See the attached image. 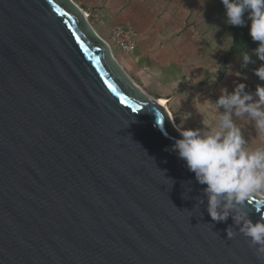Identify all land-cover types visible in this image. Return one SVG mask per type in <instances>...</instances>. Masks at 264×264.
<instances>
[{
	"label": "water",
	"instance_id": "obj_1",
	"mask_svg": "<svg viewBox=\"0 0 264 264\" xmlns=\"http://www.w3.org/2000/svg\"><path fill=\"white\" fill-rule=\"evenodd\" d=\"M172 121L73 0H0V264H264Z\"/></svg>",
	"mask_w": 264,
	"mask_h": 264
},
{
	"label": "clouds",
	"instance_id": "obj_2",
	"mask_svg": "<svg viewBox=\"0 0 264 264\" xmlns=\"http://www.w3.org/2000/svg\"><path fill=\"white\" fill-rule=\"evenodd\" d=\"M204 3L202 0L201 5ZM221 3L226 24L243 27L250 21L249 35L259 42L254 51L264 61V0H221ZM250 62V55L244 52L241 67ZM253 72L264 81V63ZM241 75L237 72V76ZM245 89L243 82L235 84L231 92L226 86L221 87L214 107L224 111H216L213 123L205 122L204 128H177L179 138H174L170 150L186 163L196 181L205 186L207 212L212 220L223 222L231 216L235 228L226 229L227 238H233L237 232L250 238L249 246L264 261V215L254 222L247 203L254 197L264 202V86L257 84L254 92ZM233 115L255 128L259 144L249 145ZM197 199L198 203H204L203 198Z\"/></svg>",
	"mask_w": 264,
	"mask_h": 264
},
{
	"label": "crops",
	"instance_id": "obj_3",
	"mask_svg": "<svg viewBox=\"0 0 264 264\" xmlns=\"http://www.w3.org/2000/svg\"><path fill=\"white\" fill-rule=\"evenodd\" d=\"M74 2L79 7L90 8L97 16L100 24L92 26L105 40H109L110 27L114 24L123 23L135 29L138 37L133 52L126 54L114 48L113 55L143 91L164 101L177 128H204L205 122L213 123L216 111H224L214 107L221 87L226 84L221 73L224 67L221 62L207 63L204 57H197L206 51L207 45L200 44L197 48L194 24L189 16L186 19L188 12L185 13L183 5L179 11L169 6L158 19L148 11V0ZM233 120L242 127L250 146L260 143L259 134L251 124L234 115Z\"/></svg>",
	"mask_w": 264,
	"mask_h": 264
},
{
	"label": "rangeland",
	"instance_id": "obj_4",
	"mask_svg": "<svg viewBox=\"0 0 264 264\" xmlns=\"http://www.w3.org/2000/svg\"><path fill=\"white\" fill-rule=\"evenodd\" d=\"M73 1L78 2L80 0ZM148 1V11L155 14L158 19L169 10V6L177 8L175 11H179V9L182 10V5L184 6L185 13L188 12V14H186V19L189 16V19L192 20L191 22L194 24L197 48L201 46L200 44L207 45L205 48L206 51L198 53L197 57H204L207 63H209L208 61L212 63H215L216 61L221 62V65L224 67V71L221 73L223 77H225V86L228 88L229 92L233 90L235 84L240 82L245 83L246 91L254 92L257 84L264 86V81L259 80L253 72V69L259 66L258 63L263 62L259 59L256 53L250 48H245L242 51L232 50L231 34L228 31V24L225 23V10L221 0H205L203 5H201L202 0ZM80 6L83 8V11H85L88 20L93 26L100 24V21L97 20V16L92 14L90 8H85L83 5ZM106 41L108 42L109 40ZM111 48L113 50L116 47L112 46ZM244 52H247L251 57V62L247 67H241L242 54ZM237 72L242 73V75L237 76ZM218 76L221 75L218 73ZM203 112L208 111L204 110ZM181 125L185 127L183 124Z\"/></svg>",
	"mask_w": 264,
	"mask_h": 264
},
{
	"label": "built area",
	"instance_id": "obj_5",
	"mask_svg": "<svg viewBox=\"0 0 264 264\" xmlns=\"http://www.w3.org/2000/svg\"><path fill=\"white\" fill-rule=\"evenodd\" d=\"M137 32L131 25L117 23L110 27L109 45L123 53H131L136 48Z\"/></svg>",
	"mask_w": 264,
	"mask_h": 264
},
{
	"label": "trees",
	"instance_id": "obj_6",
	"mask_svg": "<svg viewBox=\"0 0 264 264\" xmlns=\"http://www.w3.org/2000/svg\"><path fill=\"white\" fill-rule=\"evenodd\" d=\"M246 17L247 14H245V18ZM248 24H250V21L243 27L228 25V31L231 34V47L233 51H242L245 48H250L254 51V49L258 46L259 42L253 41L249 35ZM261 63H264V61L258 64L260 65Z\"/></svg>",
	"mask_w": 264,
	"mask_h": 264
},
{
	"label": "bare ground",
	"instance_id": "obj_7",
	"mask_svg": "<svg viewBox=\"0 0 264 264\" xmlns=\"http://www.w3.org/2000/svg\"><path fill=\"white\" fill-rule=\"evenodd\" d=\"M85 16H87L86 15V13H85ZM158 102L160 103V104H162L163 106H165V103H164V101H162V100H158ZM166 107V106H165ZM171 115V114H170ZM171 119H172V116H171ZM173 120V119H172ZM173 122V121H172ZM174 123V122H173ZM175 125V124H174ZM176 126V125H175Z\"/></svg>",
	"mask_w": 264,
	"mask_h": 264
},
{
	"label": "snow or ice",
	"instance_id": "obj_8",
	"mask_svg": "<svg viewBox=\"0 0 264 264\" xmlns=\"http://www.w3.org/2000/svg\"><path fill=\"white\" fill-rule=\"evenodd\" d=\"M57 11H60L59 9H57ZM110 87H111V85H110ZM122 99H123V97H122Z\"/></svg>",
	"mask_w": 264,
	"mask_h": 264
}]
</instances>
